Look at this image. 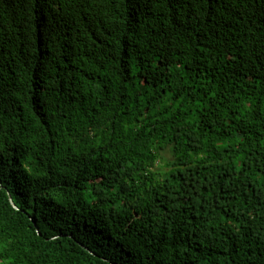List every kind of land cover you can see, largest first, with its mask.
<instances>
[{
  "label": "trees",
  "instance_id": "1",
  "mask_svg": "<svg viewBox=\"0 0 264 264\" xmlns=\"http://www.w3.org/2000/svg\"><path fill=\"white\" fill-rule=\"evenodd\" d=\"M0 264H264V0H0Z\"/></svg>",
  "mask_w": 264,
  "mask_h": 264
},
{
  "label": "water",
  "instance_id": "2",
  "mask_svg": "<svg viewBox=\"0 0 264 264\" xmlns=\"http://www.w3.org/2000/svg\"><path fill=\"white\" fill-rule=\"evenodd\" d=\"M9 201H10L11 205L16 208V205L12 202L11 198H9Z\"/></svg>",
  "mask_w": 264,
  "mask_h": 264
},
{
  "label": "rangeland",
  "instance_id": "3",
  "mask_svg": "<svg viewBox=\"0 0 264 264\" xmlns=\"http://www.w3.org/2000/svg\"><path fill=\"white\" fill-rule=\"evenodd\" d=\"M162 154L163 155H168L167 151L166 152H162ZM162 162H163V160H162Z\"/></svg>",
  "mask_w": 264,
  "mask_h": 264
}]
</instances>
